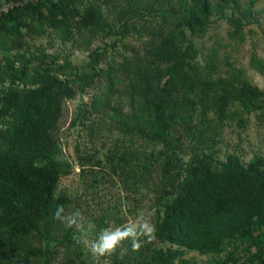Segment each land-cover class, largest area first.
Returning <instances> with one entry per match:
<instances>
[{"label": "trees", "instance_id": "obj_1", "mask_svg": "<svg viewBox=\"0 0 264 264\" xmlns=\"http://www.w3.org/2000/svg\"><path fill=\"white\" fill-rule=\"evenodd\" d=\"M125 1L127 6L118 18L123 22L120 29L111 28L93 6L79 10L77 0H40L0 17V27L11 22L8 28L20 36L21 28L30 25L26 17L41 13L43 7H47V19L52 25L61 19L71 21L75 10L79 15L78 26L92 34L102 37L118 34L125 37L131 31L152 34L147 47L153 53L136 52L121 65L102 67L105 52L96 49L90 52L94 73L89 77L120 71L127 78L121 90H115L113 83L108 85V95L113 92L125 95L130 103L128 113L109 105L118 129L131 142L142 138L162 145L158 152L132 150L124 143V148L112 149V173H117L130 188L145 187L154 192V240L158 241L142 245L136 251L130 244V251L116 254L114 263L174 264L177 260L183 262L186 251L195 250L217 255L226 252V257L218 258L217 264H264V231L256 232L264 228V156L257 155L248 164L234 154L217 164L212 152L195 151L187 162L179 159L181 135H175L176 127L183 122L188 133L199 132L204 138L202 128L188 123L191 112L198 111L201 105L205 115L208 106L222 115L232 93L226 87L217 92V87L228 83L225 79L212 81L202 75L192 62L191 42L180 47L174 41V31L165 35L152 33L153 27L167 26L169 14L180 17L179 26L196 32L206 25L214 5L210 0H179L177 4L165 0ZM228 3L238 5V0H221L219 5ZM163 62L169 65L163 66ZM28 64L26 56H22L21 67L8 57L0 63V81L38 85L21 93L11 91L10 87L0 89V117L4 124L0 127V264H15L19 246L27 247L22 264H33V256L42 258L43 264H55L52 259L58 243L71 247L75 235L74 230L67 228L58 243L51 244L56 237L54 228L61 223L53 213L58 205L65 208L71 201L59 191V179L70 171V166L58 156L60 145L53 138L60 116L59 99L69 93L66 87L69 82L47 72L32 75ZM233 93L249 112L264 108V90L258 86L245 82ZM104 103L107 100L95 98L92 107L98 110ZM200 122L204 124L205 120ZM81 159L83 163L89 161ZM158 171L161 181L154 187ZM97 184L99 178L95 177L92 185ZM35 230L48 241L43 247L25 244L27 236ZM231 246L233 250L227 251ZM240 248L243 254L238 255L236 250ZM70 262L66 259L64 264Z\"/></svg>", "mask_w": 264, "mask_h": 264}, {"label": "rangeland", "instance_id": "obj_2", "mask_svg": "<svg viewBox=\"0 0 264 264\" xmlns=\"http://www.w3.org/2000/svg\"><path fill=\"white\" fill-rule=\"evenodd\" d=\"M77 1L79 10L93 6L103 14L111 28H122L123 22L118 18L127 6V1ZM167 1L177 4L179 0H165ZM210 1L214 7L210 9L208 22L196 32L186 26H179L180 17L176 14L167 15V26L163 29L153 27L152 33L156 35L174 31V41L180 47L191 42L192 62L197 64L202 75L212 81L225 79L228 83L217 87V92L226 87L232 93L222 115L210 106L205 115L201 111V105L198 111L191 112V118L187 121L192 126L202 128L204 138L200 137L201 134L199 136V132L194 135L192 132L188 133L183 122L176 127L175 135H181L178 156L181 161L187 162L195 155V151L196 154L212 152L216 163L221 164L234 154L248 164L255 156H264V108L247 111L242 100L234 96L233 89L248 82L264 90V0H238V5L228 3L223 6L219 5L221 0ZM40 12L28 14L26 20L30 25L21 28V36L14 29L8 28L12 25L11 22L0 27V63H4L8 57L15 66L21 67L22 56H26L30 74L47 72L69 82L66 86L69 93L60 96V116L53 129V138L60 145L58 156L70 166V171L59 179V191L67 194L71 200L65 206V212L78 210L81 213L80 220L89 240L95 239L102 229L121 226L138 215L146 216L154 224V192L145 187L130 188L117 173H112L110 158L114 147L124 148L122 143L132 150L155 149L157 152L162 145H155L142 138L131 142L116 126L112 117L114 111L109 105H116L122 112L128 113L130 103L125 95L114 92L108 95V85L113 83L115 90H121L127 79L122 72L114 71L111 75L95 76L94 79L93 76L89 77L94 73L90 65L91 51L96 49L105 52L100 64L102 67L121 65L126 57H133L136 52L151 55L153 52H149L147 46L152 34L131 31L125 37L120 34L102 37L81 29L77 24L79 15L75 10L71 21L61 19L57 25L49 23L47 7H43ZM153 24L157 26L156 22ZM20 42L22 46H17ZM121 78L124 80L121 81ZM37 86L25 81H0V89L10 87L11 91L17 90L18 93ZM95 98L107 100L108 104H101L96 110L92 107ZM202 119L205 120L204 124L200 122ZM2 121L0 117V127L4 125ZM195 130L198 131L197 128ZM81 158H88L89 161L83 163L84 159ZM160 172L155 173L154 187L161 181ZM95 177L99 178V184L93 186ZM66 229L59 223L54 228L56 237L51 244H57ZM71 230L75 231L74 237L81 235L74 227ZM260 231H264V228L256 232ZM74 237L71 247L66 248L58 243L52 259L55 264H64L66 259L71 260L70 264H115L116 254L123 255L130 251L131 242L126 240L114 253L96 260L87 247L78 243ZM47 242L35 230L27 236L25 244L43 247ZM147 243L157 244L158 241L145 239L142 245ZM162 246L165 247L163 244ZM24 248L17 247L15 264H22L26 252ZM231 250L233 246L227 251ZM236 252L238 255L243 254L241 248ZM226 254L189 250L186 251L183 262L177 260L174 264H217V259L226 257ZM31 259L33 264H43L40 257L33 256Z\"/></svg>", "mask_w": 264, "mask_h": 264}, {"label": "clouds", "instance_id": "obj_3", "mask_svg": "<svg viewBox=\"0 0 264 264\" xmlns=\"http://www.w3.org/2000/svg\"><path fill=\"white\" fill-rule=\"evenodd\" d=\"M53 216L61 221L66 228L74 227L81 234L74 238L78 243L84 244L96 260L111 255L126 240L131 242L132 249L136 251L139 250L145 239L149 241L155 239V225L143 215H138L134 220H128L121 226L106 227L92 240L87 238L85 226L80 220L81 213L78 210L66 213L64 206L58 205Z\"/></svg>", "mask_w": 264, "mask_h": 264}, {"label": "built area", "instance_id": "obj_4", "mask_svg": "<svg viewBox=\"0 0 264 264\" xmlns=\"http://www.w3.org/2000/svg\"><path fill=\"white\" fill-rule=\"evenodd\" d=\"M38 1L40 0H3L0 3V17L15 8L24 7L28 4L37 3Z\"/></svg>", "mask_w": 264, "mask_h": 264}]
</instances>
